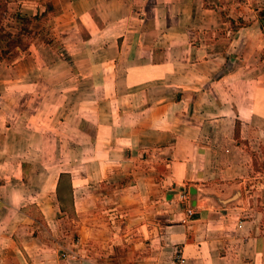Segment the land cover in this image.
<instances>
[{
	"label": "crops",
	"instance_id": "crops-1",
	"mask_svg": "<svg viewBox=\"0 0 264 264\" xmlns=\"http://www.w3.org/2000/svg\"><path fill=\"white\" fill-rule=\"evenodd\" d=\"M44 1L0 61V264H264V0Z\"/></svg>",
	"mask_w": 264,
	"mask_h": 264
},
{
	"label": "rangeland",
	"instance_id": "rangeland-1",
	"mask_svg": "<svg viewBox=\"0 0 264 264\" xmlns=\"http://www.w3.org/2000/svg\"><path fill=\"white\" fill-rule=\"evenodd\" d=\"M39 2L40 4L36 6V4L24 3L21 0H0V33L10 34L9 37L0 39V61L5 63L14 61L19 55L20 47L52 38L50 14H42L47 8V1ZM21 15H26L30 19L27 20ZM255 167L258 171H264V165L260 161L255 163ZM64 186L62 182V189L65 188ZM63 218L66 231L71 226L69 214Z\"/></svg>",
	"mask_w": 264,
	"mask_h": 264
},
{
	"label": "trees",
	"instance_id": "trees-1",
	"mask_svg": "<svg viewBox=\"0 0 264 264\" xmlns=\"http://www.w3.org/2000/svg\"><path fill=\"white\" fill-rule=\"evenodd\" d=\"M54 9H53V7H52V5L49 3V2H47V8L42 12V14L43 13H49V12H52ZM21 16H23V18H25V19H30L29 17H27L26 15H21ZM10 36V34L9 33H5V32H3V33H0V39L2 40V39H4V38H6V37H9ZM18 41V40H17ZM46 42L47 43H50V44H52L53 43V39L52 38H50L49 40H46ZM28 46H29V44H26V45H24V46H22V47H20V51H24V50H26L27 48H28Z\"/></svg>",
	"mask_w": 264,
	"mask_h": 264
},
{
	"label": "built area",
	"instance_id": "built-area-1",
	"mask_svg": "<svg viewBox=\"0 0 264 264\" xmlns=\"http://www.w3.org/2000/svg\"><path fill=\"white\" fill-rule=\"evenodd\" d=\"M181 196L183 197L184 194H181ZM186 212H187L188 215H191L193 213L192 209L190 207H187ZM174 260H176L174 264H185L186 259L182 255V251L180 249L179 250L178 249L175 250V252H174Z\"/></svg>",
	"mask_w": 264,
	"mask_h": 264
}]
</instances>
